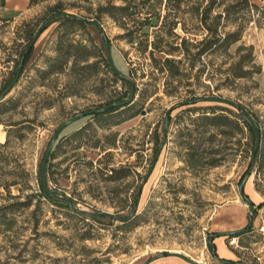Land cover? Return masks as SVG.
Instances as JSON below:
<instances>
[{
  "label": "rangeland",
  "instance_id": "1",
  "mask_svg": "<svg viewBox=\"0 0 264 264\" xmlns=\"http://www.w3.org/2000/svg\"><path fill=\"white\" fill-rule=\"evenodd\" d=\"M139 1L143 0H35L31 4L6 0L0 8V17L12 16L0 19V87L18 65L26 31L50 7L59 4L64 13L84 20L83 24L59 20L42 33L0 108V143L8 140L0 148V259L4 264H224L213 258L208 236L245 229L250 214L253 230L238 238L216 237L215 248L221 239L227 258H221L217 248L216 254L225 260L264 264V235L258 230L264 209V0H255L261 11L246 22L240 41L229 49L230 56L196 57L197 49L192 47L188 56L179 51L170 55L181 59L177 65L182 75L173 79L159 73L150 59L156 35L169 49L166 43L178 45L182 37L196 43L205 30L185 13L189 5L183 4L179 17L189 33L179 24L174 30L178 37L164 36L170 23L167 20L163 27L166 0L138 5ZM124 2L130 3V12L138 13L124 20L122 27L102 8ZM153 10L160 14L157 26H143L146 13ZM226 25V31L233 29ZM105 40L112 63L122 75L130 70L138 91L129 108L91 119L82 135L61 140L55 157L48 158L52 181L47 185L56 197L71 199L82 213L101 211L115 217L127 215L141 186L135 218L125 225L112 218L95 221L51 204L39 196L35 179L63 124L71 122L63 134L75 131L85 121L79 116L128 98L106 66ZM73 44L80 46L77 53ZM239 45L241 55L251 47L252 61L246 65L251 74L237 79L227 69L238 58ZM84 48L93 56L87 61H82ZM192 99L203 100L175 108ZM234 104L257 118L261 135L255 158L245 129L239 134L229 129L232 135L224 138L201 120L198 107L220 105L238 112ZM187 107L194 110L177 116ZM168 115L172 121L166 125ZM157 136L165 139V145L151 166ZM189 143L202 153V166L189 168L185 163ZM213 158L220 164L209 167ZM120 167L130 175L109 180L110 169ZM5 183L14 184L4 188ZM240 189L253 206L244 203ZM27 201L29 207L21 205Z\"/></svg>",
  "mask_w": 264,
  "mask_h": 264
},
{
  "label": "trees",
  "instance_id": "2",
  "mask_svg": "<svg viewBox=\"0 0 264 264\" xmlns=\"http://www.w3.org/2000/svg\"><path fill=\"white\" fill-rule=\"evenodd\" d=\"M35 0H29V4L33 3ZM126 2V0H124ZM134 1V0H132ZM149 0H143L139 1L138 5L145 4ZM121 6L116 5H108L104 8V12L108 14L114 21L119 22L120 26L124 27L125 22L124 20L129 19L132 15L137 14L138 11L130 12L129 9L131 7L130 3H125ZM133 4V3H132ZM183 4L189 5L188 10L185 11V13H190L193 17H195L199 23V25L205 30L206 35L196 43H192L189 41V39L182 37L179 38L181 41L178 45L173 44H167L169 49H165L163 45H161V42L163 41L162 37H159V35H156V41L154 40L151 44V50L149 51L150 59L152 61L153 66L156 70H158L159 73H165L168 74L172 79L177 78L182 75V72L179 69V66L177 63L181 62V59H174L173 57H170L174 52L179 51L181 54L188 56L191 47L197 49L195 56L199 57L202 55H208V54H219V55H225L230 56L229 49L236 43H238L241 39L244 27L246 22L248 23L253 15L254 12L259 14L258 11L260 10L259 5L256 3L255 0H166L165 8H166V14L163 17V27H166V21L170 20V23L167 24L168 28L166 31H164V36L172 35L174 37H178L177 34L174 33V30L177 28V26L180 24V27L185 33H189L186 31L185 24L182 23L180 16L181 7ZM6 5V0L0 1V8L4 7ZM134 6V9L136 10L137 4L132 5ZM212 15V13H214ZM147 16L146 19L143 21V26H150L155 27L157 26V21L159 20L160 14L157 13V11L153 10L146 13ZM12 16L6 17H0V19L9 20ZM63 20L64 22H78L79 24H83V19H77L73 15H69L64 13L61 9L59 4L54 5L49 8V11L38 20H35L31 23L32 27L26 31L25 35V41H24V48L23 51L20 53V57L18 60V65L16 69L12 72H10V77L6 79L3 83V85L0 87V108L3 105V100L9 95V93L13 90L15 87L19 75L23 68L27 65V63L30 61L33 52L35 50V44L39 37L44 33L52 24L55 22ZM225 21L224 24L221 22ZM91 23L94 21H90ZM226 24L232 25L233 29L226 31ZM163 27L159 28L160 31H163ZM165 45V44H164ZM74 50H76L75 53H77V49H79L80 46L78 45H72ZM166 46V45H165ZM243 48L242 45H239L236 49V54H238V58L235 62L229 65L227 71H229L234 78H247L251 74V70L246 68V65L249 64L252 61L251 57V47L248 48L249 52L245 55H241L239 52ZM103 49L106 56V66L107 68L113 73L115 78L121 82L122 86L126 89L127 92V99L119 98L118 100H115L114 102L109 103L105 110L103 111H95V112H89L84 113V115L79 116V118L85 119V121L82 122L81 125L77 127V130L69 132L67 134H63L64 128L71 122L63 124L60 128V133L57 135L52 142H50V148L46 154V158L40 163L38 173L36 175V182L38 184L39 189V196L45 197L51 204L58 206L59 208H65L69 212H74L78 214H84L95 221H100L102 218H112L113 221H119L122 222L123 225L131 222L135 218L136 210L138 207L139 198L141 195V186L138 187L134 197L133 202L129 207L127 215L119 214L116 217L113 215H110L105 212H96V213H82L81 211H78L73 206V201L66 197L65 195L61 198L55 196V191H52L48 188V183L52 181L51 179V171L49 164V157L50 159H53L55 157L56 152L58 151V148L61 145V140L74 138L82 135L86 130H88L90 124L88 123L91 119H95L96 117L103 115V114H112L114 112H117L121 108H129L132 105V102L134 100V96L136 95L138 88L134 84L133 80H131L130 76V70L127 68V74L122 75L120 72L116 69L114 64L112 63L111 59L109 58V42L105 40L103 42ZM148 49V46L145 45L143 51L146 52ZM85 52V56L83 57L82 61H87L89 57H93L92 54L87 53L85 48L83 49ZM75 53L72 54V57L74 59V62H76L78 59L75 55ZM155 54H161L163 57L162 59H158ZM112 57V55H111ZM203 99H192L190 101H185L180 105H177V107L181 106H190L194 105L197 102L201 101ZM211 101L214 102H221L220 99H212ZM234 106L237 108L238 112H233L232 110L228 109L227 107H223L220 105L215 106H207V107H198V109L202 110V114L200 115L201 120L205 123L206 126H209L215 134L220 135L221 137H228L232 135V132L229 129H235L237 133H242L243 129H245L248 132L249 135V141L251 144V152L252 156L255 158L257 157V151H258V143L259 138L261 135V131L259 129V126L257 125V118L255 115L251 112H249L247 109H245L243 106L239 104H234ZM197 109V110H198ZM191 107H187V109H184L180 111V113L177 116H180L186 112L193 111ZM205 110H209L206 111ZM76 120V119H75ZM74 120V121H75ZM172 119L170 115L167 117L166 125L171 122ZM73 122V121H72ZM1 124V121H0ZM231 132V133H230ZM164 133H167V130L164 129ZM212 133L210 136L214 137L215 135ZM8 140H6L4 143H0V148L5 147ZM114 143H110V145L113 146ZM165 145V139H159L157 136L154 140V147H153V153L151 158V166L155 165L157 162L159 155L161 153V150L163 146ZM98 146V141L93 145V147ZM195 145L189 143L187 147H185V158L184 161L187 164L189 168H194L196 166H202V153L196 150ZM220 164V159H211L207 163L209 167H216ZM129 172L127 168H111L110 174L108 176L109 180L117 181L121 180L123 178H127L129 176ZM1 175H0V184H1ZM14 183H5L4 188H7L10 185H13ZM241 197L244 201V203H247L250 206H253L252 202L249 200V198L243 193L242 189H240ZM24 207L30 206V201H27L25 203H21ZM86 217V218H88ZM7 222V221H6ZM0 224H3L0 221ZM5 224V223H4ZM8 224V223H6ZM252 226H251V220H249L248 225L245 227V229L234 232V233H228V234H219V233H213L208 236L207 239V246L213 256L214 259L218 260L220 263L224 264H247L241 259L238 260H225L218 257L216 254V248L213 243V240L216 237L221 236H228L227 238L233 237L238 238L243 233L251 232ZM262 235H264L262 233ZM227 242V241H226ZM231 252L234 253L236 256L239 257L237 252L233 249H231ZM0 264H4L0 259Z\"/></svg>",
  "mask_w": 264,
  "mask_h": 264
},
{
  "label": "built area",
  "instance_id": "3",
  "mask_svg": "<svg viewBox=\"0 0 264 264\" xmlns=\"http://www.w3.org/2000/svg\"><path fill=\"white\" fill-rule=\"evenodd\" d=\"M259 232L264 234V209L261 211L260 216H259Z\"/></svg>",
  "mask_w": 264,
  "mask_h": 264
},
{
  "label": "crops",
  "instance_id": "4",
  "mask_svg": "<svg viewBox=\"0 0 264 264\" xmlns=\"http://www.w3.org/2000/svg\"><path fill=\"white\" fill-rule=\"evenodd\" d=\"M259 219H260V218H259ZM250 220H251V222H252L253 219H250ZM216 244H217V243H216ZM216 246H217L216 248H217V250H218V254H219V256H220L221 258H222V257L227 258V257H226V256H227V253H226V251H224L225 248L223 249V253H220V252H219V249H218V248H219V245H216Z\"/></svg>",
  "mask_w": 264,
  "mask_h": 264
},
{
  "label": "bare ground",
  "instance_id": "5",
  "mask_svg": "<svg viewBox=\"0 0 264 264\" xmlns=\"http://www.w3.org/2000/svg\"><path fill=\"white\" fill-rule=\"evenodd\" d=\"M218 245H219V252H221V253H223V241L220 239V240H218ZM225 251V250H224Z\"/></svg>",
  "mask_w": 264,
  "mask_h": 264
},
{
  "label": "water",
  "instance_id": "6",
  "mask_svg": "<svg viewBox=\"0 0 264 264\" xmlns=\"http://www.w3.org/2000/svg\"><path fill=\"white\" fill-rule=\"evenodd\" d=\"M109 55V58H110V54ZM111 59V58H110ZM248 177V175H246V178ZM249 219H251V214L249 215Z\"/></svg>",
  "mask_w": 264,
  "mask_h": 264
}]
</instances>
